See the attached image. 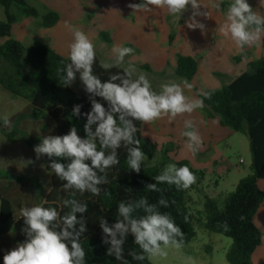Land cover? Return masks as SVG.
Listing matches in <instances>:
<instances>
[{
	"label": "trees",
	"instance_id": "1",
	"mask_svg": "<svg viewBox=\"0 0 264 264\" xmlns=\"http://www.w3.org/2000/svg\"><path fill=\"white\" fill-rule=\"evenodd\" d=\"M30 0H0L5 8L6 21H0V38L8 40L0 45V86L17 98L28 102L32 110L29 113L19 115L16 124L11 131L0 129L4 136L11 142H25L27 146L34 149L41 143L43 137H21L17 124L20 121L32 119H49L55 128V136L68 134L75 126L77 135L82 139L86 138L84 125L87 123L86 113L92 109V100L102 103L106 110L110 109L109 103L102 97L88 93L76 74V79L70 86H63L60 81L59 69L69 63V58L60 55L52 46L45 43H37L26 48L20 41L12 39L13 25L17 21V15L12 12L15 6L24 15L32 18H39V11L29 4ZM231 3L221 0L219 9L227 12ZM60 22V15L55 11H49L42 18V26L51 28ZM107 41L110 37L107 33H101ZM174 36L171 35L172 42ZM264 45V39H263ZM247 47V46H246ZM243 51L233 57L234 62L240 63L248 57L247 51ZM176 70L178 77L193 80L198 73V61L192 56L176 54ZM99 58L95 57L93 74L102 82L109 80L110 76L119 73L124 75L123 69L110 68L105 70L101 66ZM216 76L223 78L224 75L216 73ZM119 83V81H116ZM205 94H208L205 97ZM199 100H203L204 107L201 110L211 119L220 118L223 127L246 135L249 139L252 154V174L242 178L235 190L229 193L224 202L205 196L204 198V228L212 233L223 235L232 239V245L227 252L229 264H251L256 250L262 245L263 233L254 222V218L264 204V189H261L259 182L264 180V56L248 63V69L239 75L229 84H223L219 89H209L204 92H196ZM80 105V115H73V108ZM118 117L119 114H114ZM132 119L131 117H126ZM137 127L134 138L140 140V148L145 154L141 163L140 172H134L128 168V148L135 145H125L121 142L120 148L116 150L119 164L106 170L107 183L97 185L100 188L99 195H93L89 191L83 193L76 189L63 188L66 181L60 180L55 173L51 179V190L41 204L44 207H55L59 213V227H63V215L71 210V205H65V201L75 199L78 203L87 205V211L76 213L77 219L83 221L85 231L80 234L79 242L84 247V264H152L147 254L142 253L138 245L134 243V236L128 232L124 236L122 244V259L116 260L114 256L109 257L107 250L111 247L108 237L101 227V220L107 226L113 227L119 217V203H135L141 198L154 205L155 210L161 214H168L170 218L181 228L184 233L182 245L190 243L197 235L194 227L195 216L189 206V194L197 190L199 180L205 173L193 168L187 160L175 162L177 167L188 166L191 172L197 177L196 183L187 190H177L174 185L159 183L155 177L163 172L168 164L172 163L164 153V161L153 163L158 148L150 144L142 137V122L133 120ZM95 125H93V130ZM111 149H106L108 154ZM47 156V155H46ZM51 162H70L69 159L49 157ZM90 164V161H87ZM20 180V179H18ZM156 184L158 191H150L147 186ZM160 199L166 200L167 207L159 203ZM174 201V203H173ZM146 215L143 208L133 212L135 218ZM187 217V221H185ZM227 222L226 231L223 224ZM27 225L24 218H18L12 200L0 189V237L13 234L14 244L24 242L27 237L23 228ZM78 224L74 230L79 231ZM59 230V228L57 229ZM119 238V235H118ZM181 241V237L175 238ZM108 241V242H105ZM70 247V240L66 241ZM145 255L144 260L134 259L131 253ZM3 264V262L1 263Z\"/></svg>",
	"mask_w": 264,
	"mask_h": 264
},
{
	"label": "rangeland",
	"instance_id": "2",
	"mask_svg": "<svg viewBox=\"0 0 264 264\" xmlns=\"http://www.w3.org/2000/svg\"><path fill=\"white\" fill-rule=\"evenodd\" d=\"M227 1L232 3V0ZM141 2L143 0H30L29 4L39 11L40 17H27L14 6L12 12L17 15V21L13 25L11 38L20 41L26 48L37 43L49 44L60 55L69 58L73 31L79 29L87 34L94 44L95 54L101 64L110 63L113 67L123 70L130 66L135 67L133 79L140 73L146 74L156 92L160 91V85L163 83L181 84L189 103L198 100L196 92L219 89L223 84L232 82L233 78L222 72L223 78L216 76L218 73L216 69L211 71L212 78L207 79L199 72L191 81L180 78L175 73L178 53L193 54L199 64H202L207 61L213 46L224 41H227L226 44L229 41L235 44L230 37H225L219 31L226 22L227 12L220 11L218 0H199L200 9L194 10L189 5L187 10L177 15L151 5H149L151 11L137 12L128 7L130 3ZM247 2L254 11L264 15V7L260 6V0ZM49 11L57 12L60 15V22L54 27L46 28L42 26V18ZM194 11L200 13L195 16V21L204 25V28H196L201 42L197 50L191 52L193 48L188 45L186 38L192 29L188 28L187 24ZM205 13L208 15L205 16ZM0 21H6L5 8L1 4ZM103 32L109 35L110 41L102 37ZM171 35L174 36L172 42ZM263 39L264 32H261L259 43L246 47L248 57L240 63L234 62L232 58L230 64L247 70L250 61L264 56ZM7 40L0 38V45ZM113 46L131 47L134 51L132 55L125 57L123 63L117 64L116 53L112 51ZM230 64L228 63L229 66ZM185 80L193 85L192 89L184 86ZM8 93L0 86V129L7 132L11 131L20 114L32 110L28 102L21 98L12 99ZM5 117L10 120L11 129L4 126ZM186 122L191 123L190 129H186ZM216 123L215 120L209 119L201 108H197L192 113L179 114L175 118L164 116L151 123H144L142 137L158 146L159 151L153 163L164 161L165 153L172 160L170 164L188 160L194 166L200 164L206 169L211 161L222 164L221 167L228 172L221 175L218 191L227 196L235 190L232 184L235 183L239 170L252 174V154L249 139L242 133L227 128L229 130L224 131H230L231 135L219 141L218 132L215 131ZM17 126L20 133L17 138L56 135L53 123L47 118L23 120ZM186 130L195 131L203 140L202 148L199 144L193 145L198 149L195 154L188 147L190 143L188 137L183 135ZM51 163L49 157L43 154L37 159L34 149L29 148L24 141H9L0 130V189L12 200L18 218L21 217L19 213L21 208L44 202L52 186L54 172L50 168ZM218 180L216 174H205L199 180L197 190L190 192L193 193L189 196V206L195 216L196 237L181 248L174 246L165 248L166 256L149 257L152 264H229L227 252L232 245V239L204 228L206 221L204 196L207 193H215L214 183ZM226 196L224 198L219 196L221 204ZM257 222L264 233V225H261L259 220ZM15 247L13 234L0 237V264L3 262V256Z\"/></svg>",
	"mask_w": 264,
	"mask_h": 264
},
{
	"label": "clouds",
	"instance_id": "3",
	"mask_svg": "<svg viewBox=\"0 0 264 264\" xmlns=\"http://www.w3.org/2000/svg\"><path fill=\"white\" fill-rule=\"evenodd\" d=\"M166 9L170 14L177 15L187 10L191 5L192 9L198 10L201 7L199 0H143L141 3H130L128 7L134 11H151L149 7ZM260 6L264 7V0H260ZM198 11L193 12L187 26L190 29L204 25L195 21ZM205 16L208 14L205 13ZM225 36L230 37L235 45L243 50L246 46L258 44L260 34L264 32V15L254 11L247 0H232L228 6L226 22L219 28ZM112 51L116 53V63H123L125 57L133 54V48L124 46H113ZM69 63L58 70L60 81L63 86H70L79 73L88 93L102 97L106 100L110 109L106 110L102 103L92 100V109L86 113L87 123L84 125L86 138L77 135V128L73 126L68 134L62 136L43 137L41 143L34 147L37 159L40 155L48 157L67 158L70 162L64 163L52 161L50 168L55 175L66 184L65 190L76 189L83 193L91 192L99 195L100 188L97 185L107 183L106 170L120 163L116 150L120 148L121 142L127 145H135L128 148L127 165L134 172H140L141 163L145 159V154L140 148V140L134 138L137 127L133 120L143 123H151L164 116L175 118L179 114L192 113L194 109L203 108V100L188 102L181 84L168 82L160 85V91L156 92L152 88L150 80L146 74L140 73L133 79L135 67L130 66L123 70L124 75L119 73L110 76L109 80L102 82L100 78L93 74V64L95 62V47L88 35L76 29L73 31V41L69 45ZM105 70L113 67L110 63L101 65ZM116 81H119L117 83ZM187 89H192L193 85L187 80L183 81ZM208 94H205L207 97ZM80 105L73 108V115H80ZM114 114H119L118 117ZM131 117L132 119H127ZM4 126L11 129L10 120L5 117ZM93 125L95 129L93 130ZM192 127L190 122H186V129ZM188 137L189 148L195 154L198 149L194 144L203 147V140L195 131L186 130L183 133ZM111 149L106 154L105 150ZM90 161V164L87 163ZM159 183L174 185L177 190H187L197 181V177L188 166L168 164L163 172L155 177ZM150 191H158L156 184L147 186ZM65 205H71V210L63 215V227H59V213L55 207H44L37 204L31 207L20 209V216L24 218L26 228L22 229L27 239L18 243L17 246L8 251L3 256V264H84L85 250L79 242L80 234L85 231L83 221L78 220L76 213L87 211V205L78 203L75 199L66 200ZM159 203L167 207V201L160 199ZM174 203V201H173ZM143 208L146 215L135 218L133 212ZM119 217L113 227L107 226L101 220L103 232L110 237L111 247L107 250L109 257L114 256L116 260L122 259V244L124 236L131 232L134 236V243L139 246L142 253L148 257L166 256L165 248L174 246L181 248L184 233L181 228L170 218L168 214H161L155 210L154 205H149L148 201L141 198L135 203H119ZM187 221V217H185ZM80 225L79 231L74 230ZM228 230L227 222L223 224ZM59 228V230H57ZM119 235V238H118ZM181 237V241L175 238ZM70 240V247L66 241ZM108 242V241H105ZM163 246V247H162ZM134 259L144 260L143 254L131 253ZM124 264H128L124 261Z\"/></svg>",
	"mask_w": 264,
	"mask_h": 264
},
{
	"label": "crops",
	"instance_id": "4",
	"mask_svg": "<svg viewBox=\"0 0 264 264\" xmlns=\"http://www.w3.org/2000/svg\"><path fill=\"white\" fill-rule=\"evenodd\" d=\"M220 2L221 1L218 0V5H220ZM186 40H187L188 45L191 46V48H193L191 50V52H195V50H197V48L200 46V42H201L200 38H199V33L196 31V28L192 29L190 31ZM226 42L227 41H224V43H219L218 45L213 46L211 48L210 54L208 55V59L205 63L199 64V62H198V73H197V75L199 74V72H201L206 76L207 79H209V78H212L211 71L212 70L214 71V69H216V72H218V73L222 72L223 74H225L229 77H232L234 80L239 75H241L244 71H246V68L234 67L230 64V60H232V58L234 56H236L238 53H240L241 49H239L235 44L231 43L230 41L227 44H226ZM236 51H238V52L236 53ZM185 55L192 56V57L194 56L193 54H185ZM194 57H196V56H194ZM228 63L230 64V66L228 65ZM199 66H200V69H199ZM8 94H10V93H8ZM195 95H196V93H195ZM9 96H11L12 99L17 100V97H14L13 95H9ZM209 119H211V118H209ZM211 120H215L217 122L215 125V131L218 132L219 141H223L224 139H227L231 135L230 131H224L227 129V127H223L221 125L220 118H214ZM229 129H227V130H229ZM143 130H144V123L142 122L141 132H143ZM144 140L149 142L150 144H154L149 139H144ZM191 165L193 166L194 169H196L198 171H202V172L206 171L205 174H207V175L210 173L211 174L213 173V174H216L218 176V179H219L218 182L214 183L215 193H212V194L207 193L205 196H209V197L215 198L217 200L219 199V196H222V198H224L226 196V194L218 191V186H219V183L222 179L221 175L226 174L228 172L226 169L221 167L222 164L218 163L217 161H211V163L209 164L207 169L203 168V166H201L200 164H199V166H194L193 164H191ZM251 166H252V158H251ZM238 172L239 173H237L236 181L234 184H232L233 189L236 188L237 184L239 183V181L242 178L250 175L248 173H245L244 170H239ZM259 186L261 189H264V180H261L259 182ZM192 194H190V196H192ZM205 196H204V198H205ZM203 202H204V200H203ZM258 220L260 221L261 225H264V204L260 207V209L258 210V212L254 218L255 224L262 231V228L259 227V224L257 222ZM263 240H264V233H263ZM251 264H264V241L262 242V245L254 253Z\"/></svg>",
	"mask_w": 264,
	"mask_h": 264
}]
</instances>
